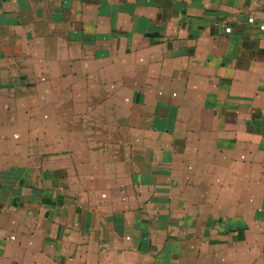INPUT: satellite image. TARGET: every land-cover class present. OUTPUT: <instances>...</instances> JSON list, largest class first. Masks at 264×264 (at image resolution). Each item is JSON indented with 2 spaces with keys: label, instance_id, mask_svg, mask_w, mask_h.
<instances>
[{
  "label": "crops",
  "instance_id": "crops-1",
  "mask_svg": "<svg viewBox=\"0 0 264 264\" xmlns=\"http://www.w3.org/2000/svg\"><path fill=\"white\" fill-rule=\"evenodd\" d=\"M263 25L0 0V264H264Z\"/></svg>",
  "mask_w": 264,
  "mask_h": 264
},
{
  "label": "rangeland",
  "instance_id": "rangeland-1",
  "mask_svg": "<svg viewBox=\"0 0 264 264\" xmlns=\"http://www.w3.org/2000/svg\"><path fill=\"white\" fill-rule=\"evenodd\" d=\"M40 54V53H39ZM17 58L16 55H13L12 59ZM18 59V58H17Z\"/></svg>",
  "mask_w": 264,
  "mask_h": 264
},
{
  "label": "built area",
  "instance_id": "built-area-1",
  "mask_svg": "<svg viewBox=\"0 0 264 264\" xmlns=\"http://www.w3.org/2000/svg\"><path fill=\"white\" fill-rule=\"evenodd\" d=\"M262 28H264V25L262 26ZM228 30H229V28H228Z\"/></svg>",
  "mask_w": 264,
  "mask_h": 264
}]
</instances>
